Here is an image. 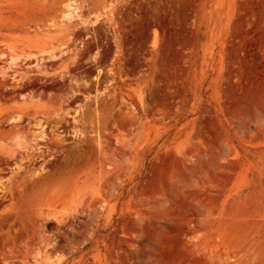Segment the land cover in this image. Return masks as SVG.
<instances>
[{
  "label": "rangeland",
  "instance_id": "obj_1",
  "mask_svg": "<svg viewBox=\"0 0 264 264\" xmlns=\"http://www.w3.org/2000/svg\"><path fill=\"white\" fill-rule=\"evenodd\" d=\"M12 56L0 264H264V0H0Z\"/></svg>",
  "mask_w": 264,
  "mask_h": 264
},
{
  "label": "bare ground",
  "instance_id": "obj_2",
  "mask_svg": "<svg viewBox=\"0 0 264 264\" xmlns=\"http://www.w3.org/2000/svg\"><path fill=\"white\" fill-rule=\"evenodd\" d=\"M85 16L86 15H85V13L83 11L82 5L80 3H78L77 1L73 2V3H70V4H67L66 10L63 11V16H62V19H63L62 22H64V23L66 22L65 23L66 26L64 25V23L62 25H64L67 29L75 28L76 26H78L79 24L84 22ZM66 52L65 51H61L58 55L55 54V55L51 56L48 59H41L40 58L34 63V66H32V67L33 68L35 67V69L37 70L38 73H42V72H44L43 70L46 67L44 65L45 62H48V61H51V62L52 61H62L64 56L68 53V52L67 53ZM2 57L4 58V57H6V55L3 54ZM14 57L12 56V58L10 59V62L8 61L10 66L8 68L7 67L4 68L5 70H2L3 72L0 73V77H2L4 80H6L8 77H12L13 80H16L20 84L21 83L23 84V82L25 83L26 80L27 81L30 80V78H31L30 76L33 73L31 74L30 70L29 71H25V70L24 71H19V69L22 70L23 67L18 64L17 58H14ZM30 68H31V66H30ZM10 71L13 72L12 75L9 74ZM23 97H25V96L23 95ZM19 121H20V119L14 118V119L11 120V123H16L17 124V122H19ZM35 126L37 127L38 131L36 130L34 132V134H33L34 141L36 143V146L43 147L38 142H40V141L41 142H46V143L48 142V136L45 133L46 126H45V124H42L41 122H39ZM16 144H17L18 147H21V149H24L26 154H29L31 149H32V151L34 150V147H32L31 144H29V143H27L25 141H19V142H16ZM15 151H16V148L14 149V152ZM29 156H30V154L27 155V157H29ZM0 191L3 192L4 189L0 188ZM38 255H41L42 257H44L46 262H47V264H51L52 260H50V257L48 256V252L39 253Z\"/></svg>",
  "mask_w": 264,
  "mask_h": 264
}]
</instances>
